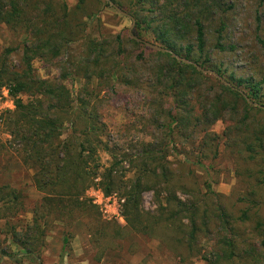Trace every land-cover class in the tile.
I'll use <instances>...</instances> for the list:
<instances>
[{
	"label": "trees",
	"instance_id": "1",
	"mask_svg": "<svg viewBox=\"0 0 264 264\" xmlns=\"http://www.w3.org/2000/svg\"><path fill=\"white\" fill-rule=\"evenodd\" d=\"M51 1L0 0V28L24 36L17 66L9 65L14 49H7L0 60V90L6 88L15 107L4 125L43 195L30 212L31 220L18 225L25 212L23 196L0 187L1 232L9 238V249L0 245V259L10 264L40 259L53 223L93 212L82 196L95 186L105 196L120 194L129 229L149 238L161 236L181 262L196 254L205 264H264V109L250 105L240 93L264 107V80L258 81L255 72L244 78L226 75L223 66L212 64L207 25L223 11L224 0H130L128 10L110 0L123 12L131 10L132 35L142 42L130 35L93 38L74 18L77 14L62 4L55 8ZM218 21L224 26L222 17ZM220 30L213 46L218 53L225 51ZM143 42L214 71L231 87ZM256 42L264 53V39L257 37ZM61 58L65 64L54 67L63 81L83 82L75 94L62 81L34 77L35 59L49 65ZM203 82L215 89L207 91ZM103 91L117 98L146 95L141 110L147 116L145 128L157 133L153 142L131 154L111 150L100 112ZM217 122L226 124L220 138L211 130ZM220 139L233 162L246 167L242 175L247 189L229 201L208 183L203 193L193 174L194 168L204 170L217 158L213 146ZM100 151L110 154L108 168L101 166ZM145 193L157 203L153 212L141 210ZM202 236L212 237L204 254ZM69 245L64 237L63 246ZM10 246L15 254L9 253Z\"/></svg>",
	"mask_w": 264,
	"mask_h": 264
},
{
	"label": "rangeland",
	"instance_id": "2",
	"mask_svg": "<svg viewBox=\"0 0 264 264\" xmlns=\"http://www.w3.org/2000/svg\"><path fill=\"white\" fill-rule=\"evenodd\" d=\"M40 1L48 2V0ZM116 1L128 10L130 0ZM224 2L223 11L213 17L211 25H207L209 32L207 49L211 53L212 64L223 66V69L228 71L226 75L233 74L236 78H244L255 72L258 81L264 80V53L256 42L257 37L264 39V0H224ZM51 4L55 8H59V4L65 5L71 13L77 14L74 18L84 24L87 33L90 31L93 38L102 35H129L131 21L119 15L105 0H82L80 4L78 0H52ZM105 4L108 6L106 7ZM130 11L125 13L130 15L128 13ZM93 14H96L97 19L89 20L87 16ZM219 17L223 18L224 26L219 24ZM219 30L223 37L222 44L225 46V51L222 53L213 49ZM23 43L24 36H15L5 27H1L0 60L7 49H14L15 53L11 55L9 65L16 67L22 55ZM229 47L233 50L230 51ZM56 64L61 67L65 64V60L61 58L46 65L35 59L32 62L34 77L40 80L62 81L75 94L83 82L75 80L72 85L70 80L63 81L62 72L54 67ZM202 85L207 91L215 89L210 82H203ZM261 94H264V83ZM143 96L146 95L140 97L127 94L117 98L109 96L105 91L100 93L99 99L103 101L100 112L103 123L109 130L107 141L111 150L114 149L120 154H131L141 149L142 144L153 142L151 136H156L157 133L149 127L145 128L147 116L141 110L145 99ZM23 100L26 102L27 98L23 97ZM14 110L13 101L8 97L4 87L0 90V187H10L23 196L25 212L18 216L20 222L17 224L20 225L31 220L30 212L43 195L38 193L33 185V171L22 163L19 155L20 145L14 143L6 131L5 119L8 113ZM225 127V123L217 122L211 130L220 138ZM66 135L67 131L64 129L62 138L65 139ZM221 144L220 139L213 146L217 158L206 163L208 167L204 170L194 168L193 174L203 193L205 192L203 184L208 183L216 194L223 197V200L229 201L246 191L247 186L244 183L246 176L242 175L246 167L234 163ZM179 156L183 158L182 155ZM99 157L103 169L111 165L112 159L109 153L100 151ZM122 168L126 172V178L131 179L133 175L127 172L128 164L123 163ZM240 174L242 177H237ZM82 199L90 205L93 212L89 213L90 215L77 212L73 220L53 223L45 241L46 246L39 253L40 259L26 258L21 264H205L196 254L192 259L186 258L181 262L165 248L161 236L149 238L133 233L123 217L125 200L120 194L105 196L100 188L93 186L84 193ZM156 206L152 194H143L142 212H153ZM3 224L4 221H0V245L9 249V238L1 232ZM64 237L69 239V247L63 246ZM96 238L100 240L99 243H94ZM210 238L212 237H200L199 244L203 254L204 250L208 251L209 249L206 248L212 245L208 243ZM10 250L7 251L12 254L17 252L12 246ZM0 264H10V262L2 258Z\"/></svg>",
	"mask_w": 264,
	"mask_h": 264
},
{
	"label": "water",
	"instance_id": "3",
	"mask_svg": "<svg viewBox=\"0 0 264 264\" xmlns=\"http://www.w3.org/2000/svg\"><path fill=\"white\" fill-rule=\"evenodd\" d=\"M106 3L112 7L119 15L129 19L131 21V27L129 29V35L131 36L132 39L136 40L137 42H142L141 40L139 39H136L133 35H132V29L134 27V20L131 16H129L128 14H126L125 12H123L122 10H120L117 6H115L113 3H111L109 0H105ZM148 48L154 50V51H157V52H160V53H166V54H171L173 58H175L178 62H181L185 65H192L194 66L199 72H201L202 74L204 75H208V76H213L214 78H216L219 82H221L223 85L227 86V87H231L229 83L226 82V80L222 77H220L218 74H216L214 71H211V70H204L202 69L200 66L184 59V58H181L175 54H173L171 51H168L164 48H161L159 46H156V45H152V44H149V43H146V42H143ZM242 94V96L245 98V100L250 104V105H253L254 107H258V108H263V106L261 105H258V104H255V103H252L249 101V99L246 97V95H244L242 92H240Z\"/></svg>",
	"mask_w": 264,
	"mask_h": 264
},
{
	"label": "built area",
	"instance_id": "4",
	"mask_svg": "<svg viewBox=\"0 0 264 264\" xmlns=\"http://www.w3.org/2000/svg\"><path fill=\"white\" fill-rule=\"evenodd\" d=\"M121 203L123 204V201Z\"/></svg>",
	"mask_w": 264,
	"mask_h": 264
}]
</instances>
